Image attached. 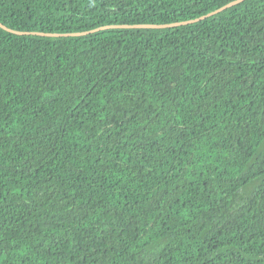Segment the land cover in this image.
Wrapping results in <instances>:
<instances>
[{"label":"trees","instance_id":"1","mask_svg":"<svg viewBox=\"0 0 264 264\" xmlns=\"http://www.w3.org/2000/svg\"><path fill=\"white\" fill-rule=\"evenodd\" d=\"M231 1L0 0V23ZM0 264H264V0L0 26Z\"/></svg>","mask_w":264,"mask_h":264},{"label":"water","instance_id":"2","mask_svg":"<svg viewBox=\"0 0 264 264\" xmlns=\"http://www.w3.org/2000/svg\"><path fill=\"white\" fill-rule=\"evenodd\" d=\"M245 0H234L229 2L228 4L222 6L221 8L212 11L206 15H203L199 18L196 19H190V20H185V21H180V22H173V23H164V24H158V23H139V24H109V25H104L97 27L95 29L89 30V31H81V32H67V33H58V32H43V31H19V30H13L6 25L0 23V26L5 28L6 30H9L10 32L20 34V35H39V36H51V37H64V36H81V35H86L89 33L101 31V30H106L110 28H168V27H175V26H182V25H187L191 24L194 22H197L199 20H203L209 16H212L214 14H217L229 7H232L234 5H237Z\"/></svg>","mask_w":264,"mask_h":264}]
</instances>
